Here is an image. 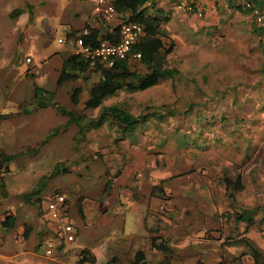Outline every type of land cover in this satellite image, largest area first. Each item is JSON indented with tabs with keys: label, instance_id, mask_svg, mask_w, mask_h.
<instances>
[{
	"label": "rangeland",
	"instance_id": "374dc122",
	"mask_svg": "<svg viewBox=\"0 0 264 264\" xmlns=\"http://www.w3.org/2000/svg\"><path fill=\"white\" fill-rule=\"evenodd\" d=\"M18 1L21 4L28 0ZM12 2H14V0H0V7L4 8ZM29 2L32 3L31 9L33 15H37L34 21L29 22L25 20L24 23H19V20L9 19V23H7L9 26L17 27V31L19 30L18 32L22 34L21 36L18 32H10L12 31L10 27H0V153L15 154V156L7 162L0 160V219L4 216L5 212L9 210V208H6L8 207L7 205H10L12 207L10 209L15 212V221L12 228L5 231L0 227V231L3 232V234L0 235V263L88 264V262L77 263L74 258V255L77 254L79 250L78 246L82 241V230L84 229L82 226L78 227L79 224L75 223L74 217L71 218L76 224L74 225L72 223L75 233L74 239L72 241L64 240L62 242V251L64 255L67 256L66 258L58 259V246L54 240L44 238V234H46L47 231L44 229V225L38 222L41 213L49 218V214L45 210L44 201L41 203L40 201L43 196L55 192H64V195L68 194V196L65 195L67 202L71 199L69 195H76L79 190H81V185L83 186L87 182L91 184L90 186L92 188H94L95 185L98 187L103 186L102 180L95 177H85V175H83L84 172H81V169L84 168V161L89 163L94 159L100 161L102 159L101 156H104L105 153L102 147L93 148L91 146V142L95 136L90 129H96L98 133L95 135L101 136L100 140L104 142L105 138L107 139L108 137L107 132L105 133V128L109 129V131L112 129L114 136L118 137L122 132L120 130L121 126L107 122L96 127L90 126L89 123L87 124L90 117L95 116L101 107L82 109L83 100L87 95V88L92 81L98 78L97 73L85 71L74 81H64L60 84L55 83V78L60 68L61 58L70 53L73 49L72 38L74 34L69 38L66 37L68 24L72 22L73 25H77L79 21L86 18L85 16L89 9L87 1L82 0L80 2L84 4H80L78 0H29ZM72 10L80 11L79 17L72 15ZM168 24H171V22ZM221 26L218 30H222ZM6 29L9 32H6ZM223 29L227 32L233 31L232 28V30ZM216 32H213V34ZM186 34L188 35L187 32ZM240 35L237 38L240 42H243L240 44V47H238L236 42L234 43L231 40V36L210 35L206 30L193 38H191L193 35L187 36L182 40L183 44L174 43L176 44L174 45V49L180 52H176L175 57H170L169 64L172 65L176 61H184L188 63L187 66L191 63L190 65L193 67L185 68L184 66L178 65V72L177 75H173L172 84L170 78L160 79L159 81L168 82L169 85H172L174 88V93H171V98L173 99L169 103V110L178 112L179 108H184L183 112L185 113L183 114H186L190 120V128L184 130L189 137L188 142L190 145H195L200 148L204 146V142L200 137L206 135L208 132L211 133V137L213 138L214 134L210 122V119H212L211 115L216 114V118L219 121L226 120V115L229 111L227 109L231 107L238 112L237 116H241L239 120L240 123L261 126L262 128L259 132L261 138L258 136L257 139L259 142L255 144L257 148L254 150L256 152L254 155L256 163L252 169L256 170L257 165H260V163L264 164V97L260 95L258 98L254 97L247 101H232L231 99L234 96L228 91L222 93L220 89L212 90L219 84L218 82H209V84H205L201 81L203 76L202 73L191 71V73L188 74L190 70L200 71L203 72V74L211 72V70L207 68H209L215 60L216 72L227 71V75H231L232 72L233 75H236L237 73L239 74L240 71L245 73L240 74L241 76L252 80V76L254 77L258 71H252L251 69L255 66L263 65V61H260L261 56L259 54V47L257 46V38L253 34L249 36H247L246 33H244L243 36ZM174 36L176 37V35ZM6 38H8V41L13 40L9 47L11 45L15 47L11 51H6L7 46H5L6 44L4 45V40ZM20 40L22 41L20 42ZM188 40H196V42L193 43L198 46L202 45L203 51L200 49L195 52L187 50L188 48L186 47L190 44ZM222 48L225 51H218ZM58 53H60V56ZM25 54L31 58L30 64L33 65L32 68H28L30 64L24 62L23 58ZM7 55H12V59L11 61L5 62V57H7ZM48 55L49 58H45ZM215 55H221L222 59L215 57ZM183 57L185 59H183ZM209 59L213 61H209ZM206 62L210 64H206ZM139 68L142 69L141 67ZM26 70L33 72V75L25 77L26 74L24 73ZM187 74L189 77L188 80L186 79ZM241 79V77H239V79L235 77H233V79H228L225 83L227 90H232V88H236L237 86L244 89L247 85L246 83H241ZM203 80H206L205 77H203ZM28 82H31V85L28 84ZM221 84L224 85L223 82H221ZM34 85H38L41 90H43V101L50 102V100H48L50 96L51 101H54L55 104L61 105L73 113L84 112L85 116L81 118L80 126L86 127H84L82 133H80L82 135L81 137L76 133V126L73 123L64 122L66 116L60 114L54 105L51 106L47 104L43 107L33 109L34 103L31 102L30 104L28 101L33 100L32 89ZM74 86L80 88L79 93L75 96L76 101L72 99L74 98L72 94V88ZM208 86L209 90H207ZM17 87H22L20 90L21 92L15 93ZM152 89L147 87L133 92L122 90L118 91L113 96H108L109 98H107L106 102L104 100L102 101L105 102L104 104H118L125 109L123 106L124 103L122 102L125 100L127 106H130L132 111H137L136 113L138 114L140 110L139 113L146 114L143 118L141 117L134 123L136 125L139 124L141 126L147 119L154 117L153 124L157 126L158 129L161 127H168L167 124H163L162 119L154 116L166 109L167 105L158 104L157 102L162 100L161 98L165 94L155 93V91L153 92L154 89ZM262 91H264V89H262ZM18 101L23 102V106H25L26 110L23 111L21 108L17 109L18 107L15 105ZM13 104L15 105L13 106ZM205 122L208 124H204ZM202 124H204L202 128L195 126ZM54 127L56 128L52 133ZM159 134H163L162 136L165 137L164 132L160 131ZM251 138H245V142L249 144ZM185 140L187 142V137ZM244 152L246 157L250 149L245 148ZM56 161L62 163L59 167L64 166L65 171L52 170ZM243 163L244 162L241 160L239 164L234 165V169L238 172ZM245 168L244 166V169ZM128 170L129 166L127 165L124 167L117 180H122L126 176ZM246 174L250 175V173ZM140 175V178L145 180L147 178L146 170L144 173V170L141 169ZM39 179H42L44 183L40 192L31 195L27 202L21 199V193L31 187H36ZM253 181L251 176L248 177L247 180L244 181L246 184L244 185V189L236 191L235 193L237 195H234L233 200L227 199L228 208L222 211V216L224 218L226 217L224 220H228L230 214H233L231 211H237L243 207L248 208L255 206V217L264 215V188H262V184H254ZM165 194L166 192L160 193L159 199H157V201L156 199L153 200L152 208L155 211L157 209L159 212L160 215L158 219L168 221V217L163 214L165 206L163 209L159 208V205H164L166 202ZM191 197L193 201L197 199L207 201L204 210L201 211L202 214H207L205 213L206 210H208L209 213H214L216 211V207H214L210 201L207 193H195V195ZM121 200H123L122 197ZM39 203L40 207H38ZM204 220L209 223L211 217ZM152 223H156L155 220H153ZM204 224L201 218L195 227H191L185 231L184 235L188 238V241H191V244L185 245L184 248H174L173 242H170V245L173 247V256L187 254L185 258L192 259L193 257H191L190 252L194 250L198 252L200 249H203L204 244L197 242H199L204 235ZM24 225L29 226V233L25 238L23 236ZM262 225L264 226V223ZM3 235L5 236L3 237ZM256 235H254L257 240L256 242L263 243L264 239L261 238V235L258 233H256ZM48 243L53 246L52 254L45 253V248ZM211 244L217 245L214 247L219 249V243L213 241ZM236 245L237 244H234V247H236ZM73 249L75 250L72 251ZM22 250L25 252L23 253ZM25 256L28 258L32 257L30 258L32 261L30 259L28 261L25 260ZM220 256L221 255H219V258H221ZM170 258L168 259L164 256L161 259H156L155 261L151 259L148 262H153L154 264H170L172 261H170ZM243 260L244 259H242V261ZM248 260L250 262L251 259L248 258ZM127 261L129 260H121L120 263H126ZM101 262L102 261H100V263ZM186 262L187 261H185V263ZM213 263L215 262L211 261L210 264ZM223 264L228 263L224 262Z\"/></svg>",
	"mask_w": 264,
	"mask_h": 264
},
{
	"label": "crops",
	"instance_id": "0c3cea01",
	"mask_svg": "<svg viewBox=\"0 0 264 264\" xmlns=\"http://www.w3.org/2000/svg\"><path fill=\"white\" fill-rule=\"evenodd\" d=\"M78 1L80 3L82 0ZM86 1L89 5V9L85 16L86 18L79 21L77 25H73L72 22L68 24L66 32L67 38L73 35L74 32H77L90 18V15H92L90 1ZM149 1L150 7H147L148 12L153 13L157 9L159 15L163 13L169 15L168 20L162 25L167 30V38L171 39L174 43L181 44L183 42L182 40L187 36L193 35L191 36V38H193L206 30L210 35L231 36V40L234 43L236 42L238 47H240V44L243 42L237 39L238 36L240 34H242L240 36H243L244 33H246L247 36L252 35L249 26L250 12L242 13L231 6V4L238 2V0H194L201 8V16L188 13L176 7V3H182L187 0ZM31 8L32 3L29 2V0L21 4L18 0H14V2L10 5H6L4 8L0 7V27H10L12 28L10 32H18L19 30L17 31V27L7 25V23H9L8 20H19V23H24L25 20L29 22L34 21L37 15H33ZM15 9L19 10L18 13H14ZM71 13L79 17L80 11L72 10ZM169 22H171V24H168ZM219 25L222 27V30H218L220 28ZM230 27L233 31L227 32L223 29H231ZM101 28L105 29V27ZM6 32L9 31L6 29ZM213 32L216 33L213 34ZM18 33L20 36L22 35L20 32ZM174 35H176V37ZM21 41L22 40H20V42ZM11 42H13V40L8 41V38L4 40V45L6 44L5 46H7L6 51L14 49L15 46L13 47V45L9 47ZM188 42H190V44L187 45V50L195 52L200 49L203 51L202 45L198 46L193 43L196 42V40H188ZM218 51L223 52L225 50L222 48ZM176 52L178 53L180 51L175 50L173 47L172 51L167 56L168 65L175 67L180 65L185 68L193 67L190 65L191 63L187 66L188 63L184 61H176L172 65L169 64L170 57H175ZM58 54L60 56V53ZM49 55L45 58H49ZM215 57L222 59L221 55H215ZM11 59L12 55H7V57H5V62L11 61ZM183 59L185 58L183 57ZM209 61L213 60L209 59ZM214 61L209 68H207L211 70V72L203 74V72L200 71L190 70L188 74H190L191 71L202 73L203 76L201 81L205 84H209V82H218L219 84L212 90L220 89L222 93L228 91L234 96L231 99L232 101H247L254 97L258 98L260 95L264 97V91H262V89H264V71H260L259 68L262 67L261 65L251 69L252 71L256 70L258 72L254 77L252 76V80H250L241 76L240 74L245 73L240 71L239 74L237 73L236 75H233V72L231 75H227V71L216 72ZM260 61H263V57H261ZM30 63L31 58L30 62L27 64ZM206 64L210 63L206 62ZM28 66H30L28 68L33 67L31 64ZM30 72H25L24 74H26V76H24H29ZM188 74L186 77L187 80L189 78ZM203 77H205L206 80H203ZM233 77L237 79L241 77V83H246L247 86H245L244 89L237 86L236 88H232V90H227L225 83L228 79H233ZM221 82H223L224 85H222ZM28 84L31 85V82H28ZM148 87L151 89L153 88L154 90H152L153 92L155 91V93L165 94L162 96V100L157 102L158 104L167 105V107L164 111L154 116L162 119L163 124H167L168 127H161L158 129V127L153 124L154 117H152L147 119L141 126L139 124H133L129 127L120 129L122 132L118 137L114 136L112 129L109 131V129L105 128L106 131H104L105 133L107 132L108 137L107 139L105 138L104 142L100 140L101 136L95 135L98 133L96 129H90L95 136L91 142V146L93 148L102 147L105 153L104 156H101L102 159L100 161L96 159L92 160L91 163L84 161V168L81 169V172H84L83 175H85V177H95L102 180L104 185L101 187L95 185L94 188L90 186L91 184L89 182L83 186L81 185V187L79 185L81 190L78 189L79 192L76 195L70 194L69 196H71V199L66 202L69 220L74 225L77 223L79 224L78 227L82 226V228H84L82 230V241L78 246L79 249L85 248L93 254L95 263H100V261L103 262L111 256H114L120 263L121 260L132 259L134 252L136 250H141L147 261L151 259L155 261L165 256V258L168 259L171 257L170 261H172L170 264H192L196 258H200L204 264H210L211 261L216 263L219 260L221 264L224 262L234 264L230 259L236 252L238 253L242 247L240 245H236V247H234V245H227L225 239L237 237L238 234L246 235L258 246L264 247V242H256L257 240L254 237L256 233L260 235L256 226L252 225L242 233L244 221L234 219L232 213L228 220H224L226 217L224 218L221 213L224 209L228 208V200L225 196L224 185L219 180L221 174H226L233 178L236 171L234 165L239 164L242 160L244 163L240 167L241 169L239 168L238 170L243 183L242 189H244V185H246L244 181L250 176L251 179L254 180V184H262V188H264V166H262L264 164L260 163V165H257L256 170L252 169L256 163V160H254V155L256 153L254 150L257 148L255 144L259 142L257 139L258 136L261 138L259 132L262 127L256 124L240 123L239 120L241 116H237L238 112L231 107L227 109L229 111L226 115V120L219 121L216 118V114L211 115L212 119H210V122L214 134L213 138L211 137V133L208 132L206 135L200 137L204 142V146L200 148L195 145H190L188 142L189 137L184 130L190 128L191 123L188 116L183 114L185 113L183 112L184 108H179L178 112L169 110V103L173 99L171 98V93H174L172 85H169V83L165 81H158ZM21 88L22 87H17L15 93L21 92ZM207 90H209V86ZM107 98L109 97L103 100L106 102ZM20 101H18L16 105L13 104V106L15 105L18 107L17 109L21 108L23 110L25 106H23V102ZM105 102L102 101V104L107 105V103L104 104ZM122 102L129 113L137 114V111H132L130 106H127L125 100ZM204 124L208 123L205 122ZM204 124L195 126L202 128ZM160 131L165 133V137L162 136L163 134H159ZM186 137L187 142L185 140ZM245 138H251V142L247 144ZM245 148L250 149L246 157L244 152ZM127 165L129 166V170L126 176L122 180H117L124 167ZM244 166L246 167L245 169L248 170H245ZM141 169L144 170V173L146 170L147 178L145 180L140 178ZM246 173H250V175ZM165 192L166 202L164 204L165 210L163 214L168 217V221L158 219L160 215L159 212L157 209L155 211L152 208L153 200L156 199L157 201L160 193ZM235 192L233 195H237ZM195 193H207L210 201L214 207H216V211L214 213H209V211L206 210L205 213L207 214H202L201 211L204 210L207 201L198 199L193 201L191 196H194ZM66 196H68V194ZM121 197L123 200H121ZM76 203H79L81 208V216L76 210ZM7 206L6 208H12L10 205ZM10 210L15 216V212L12 209ZM72 217L75 218V223L72 221ZM200 217L202 218V223H205L204 231H209V234H205V236L197 242L204 244L203 249H200L198 252H195V250L190 252L191 257H193L192 259L185 258L187 254L179 256H173V254L164 255L151 246L150 239L153 236L164 239L171 249L173 247L182 249L185 245L191 244V241H188V238L184 234L186 230L198 224L201 219ZM208 217H211L209 223L204 220ZM254 218L257 219L258 217H255L254 214ZM153 220H155L156 223H152ZM38 222L43 224L44 229L47 231L46 234H44L45 237H43L54 240L58 246V259L66 258L67 255H64L62 251L63 241H57L53 233L52 221L45 215L40 214ZM12 226L7 229H4L2 226L0 227L8 231ZM24 229L27 231L26 235H23L25 238L28 236L29 226L24 225L23 230ZM1 234H3V232L0 231V235ZM4 236L5 235H3V237ZM171 241L173 242V247L170 245ZM213 241L220 244L218 246L219 249L214 247L217 245L211 244ZM74 250L75 249L72 251ZM22 252L24 253L25 251L22 250ZM219 255H221V258H219ZM26 257L27 256H25V260L27 261L32 258ZM247 257V254L241 257V259H244V264H250L251 262H249ZM74 258L75 260L77 259V254L74 255ZM185 261L187 262L185 263ZM148 263L150 264L153 262Z\"/></svg>",
	"mask_w": 264,
	"mask_h": 264
},
{
	"label": "trees",
	"instance_id": "16d2710c",
	"mask_svg": "<svg viewBox=\"0 0 264 264\" xmlns=\"http://www.w3.org/2000/svg\"><path fill=\"white\" fill-rule=\"evenodd\" d=\"M236 1V0H235ZM147 2V3H146ZM149 0H115L114 6L117 12L120 14L121 18L126 21H135L143 26V34L139 39L134 42L130 47V53L132 51H139L140 56L134 58L130 56V53L123 58H115L110 65H106L104 62L95 59L92 64L89 63L88 57L82 56L79 53L70 52L63 56L61 61V67L55 78V83L60 84L64 81H74L83 72L91 71L98 75V78L90 83L87 88V96L83 100V108H96L100 107L99 111L95 116H91L88 120L90 126L96 127L104 122L115 123L122 128L129 127L138 121L141 117L145 115L143 113L131 114L122 106L118 104L111 103L107 105H102V100L105 97L115 95L119 90L124 91H136L142 90L148 86L157 83L162 78H171L174 74H177L178 68L175 66L168 65L167 56L172 51L174 47V42L167 38V30L162 25L168 20L169 15L162 14L159 15L157 9L150 13L147 11V7H150ZM187 2L194 3V0H187ZM264 3V0H257L256 5L259 6ZM232 7L237 9L242 13H249V9L244 8L241 2H235L231 4ZM18 9H15L14 13H18ZM250 32L257 38V46L259 47V54L263 57V65L260 71H264V23L258 24L253 20L250 15L249 19ZM117 25L111 28L101 36L105 39L114 40L118 37ZM79 31V30H78ZM98 29L91 28L90 32L86 35H82V42L84 44L89 43L94 45L96 43L95 38L97 36ZM111 32V33H109ZM141 67L142 69H140ZM27 73V70H26ZM31 76L33 72L29 73ZM80 88L74 86L72 88L73 101H76V94L79 93ZM50 94V93H49ZM33 100L28 101L34 103L33 109L37 107H43L47 104L54 105L57 111L66 116L65 123H73L76 126V133L81 137L83 128L86 126H80L81 118H84V112L73 113L72 111L65 109L61 105L55 104L51 101L49 96L46 102L42 100L43 90L37 85H34L32 90ZM26 109H23V111ZM53 129L52 133L55 131ZM52 135V134H51ZM42 142V141H40ZM14 153L2 154L0 153V160L5 162L9 161L14 157ZM62 163L56 161L53 165L54 171L64 170L65 167H59ZM43 176V175H42ZM41 176V178H42ZM220 182L224 185L225 196L228 200L234 199V192L241 190L243 188V183L241 181V175L238 171L235 173L234 177L231 178L226 174H221L219 176ZM44 183L42 179L37 181L36 187H31L21 193L23 200H28L33 194H38L43 188ZM66 201V199H65ZM76 210L81 216V208L79 203H76ZM256 207L241 208L239 210L231 211L233 212V218L236 220L244 221V226L242 233H244L250 226H256L258 232H260L261 237L264 239V215L254 218ZM222 214V213H221ZM15 216L13 212L7 210L0 219V226L4 229L10 228L13 225ZM26 229L23 230V235H26ZM209 234V231H204V235ZM151 246L156 248L159 252L164 255H172L173 250L167 245L164 239L160 237H151ZM227 245H240L241 250L231 257V262L234 264H244L241 257L247 254L250 258V264H264V247L258 246L252 239L246 235H237V237H230L225 239ZM77 263L88 262V264H149L145 259V255L141 250H136L133 254L132 259L126 263H119L114 256L109 257L101 263H95V257L87 249L81 248L77 252ZM154 264V263H150ZM192 264H204L200 258H196ZM214 264H221V261H217Z\"/></svg>",
	"mask_w": 264,
	"mask_h": 264
},
{
	"label": "built area",
	"instance_id": "2783aa9c",
	"mask_svg": "<svg viewBox=\"0 0 264 264\" xmlns=\"http://www.w3.org/2000/svg\"><path fill=\"white\" fill-rule=\"evenodd\" d=\"M91 4L90 18L85 24L75 32L72 38V51L82 56L88 57L92 64L95 59L110 65L115 58L126 57L130 53L131 45L136 42L143 34L142 24L135 21H126L121 18L114 6L115 0H89ZM244 8L249 9L253 20L258 24L264 23V3L257 6V0H239ZM176 7L188 13L201 16V8L194 2L183 1L176 3ZM118 26V37L114 40L103 38L101 35L110 31L114 26ZM97 28L98 33L95 38L96 43L91 45L82 42V35L90 32L91 28ZM101 27H105L102 29ZM111 33V32H109ZM131 57L138 58L139 51H132ZM24 62H30V57L25 55ZM44 201L45 210L49 214V220L53 224V233L57 241H72L75 233L72 222L68 218V206L63 193L55 192L41 198ZM40 203L39 206L40 207ZM164 205H159L163 209ZM42 211V210H41ZM41 213V212H40ZM42 214V213H41ZM43 215V214H42ZM53 246L48 243L45 248L46 254H52Z\"/></svg>",
	"mask_w": 264,
	"mask_h": 264
}]
</instances>
